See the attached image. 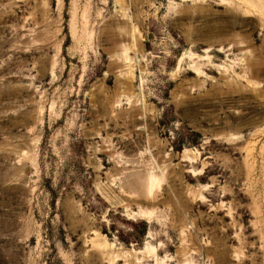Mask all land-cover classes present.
Returning a JSON list of instances; mask_svg holds the SVG:
<instances>
[{"label": "rangeland", "instance_id": "obj_1", "mask_svg": "<svg viewBox=\"0 0 264 264\" xmlns=\"http://www.w3.org/2000/svg\"><path fill=\"white\" fill-rule=\"evenodd\" d=\"M260 3L0 0V264H264Z\"/></svg>", "mask_w": 264, "mask_h": 264}, {"label": "bare ground", "instance_id": "obj_2", "mask_svg": "<svg viewBox=\"0 0 264 264\" xmlns=\"http://www.w3.org/2000/svg\"><path fill=\"white\" fill-rule=\"evenodd\" d=\"M263 0H261V2H262ZM243 3H245V4H250L253 8L254 7H261L262 6V4L260 3V0H254V1H248V0H243ZM249 6V5H248ZM257 8H255V9H257ZM263 8V7H262ZM260 11H262L261 9H259ZM258 10V11H259ZM151 186H152V182H151ZM141 217L143 218V219H146V221L147 220H150V214H148V213H142L141 214ZM148 248V246H145L144 247V249L143 250H140V252H145L146 251V249Z\"/></svg>", "mask_w": 264, "mask_h": 264}]
</instances>
